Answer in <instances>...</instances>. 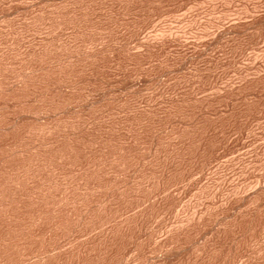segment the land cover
Returning <instances> with one entry per match:
<instances>
[{
    "label": "rangeland",
    "instance_id": "obj_1",
    "mask_svg": "<svg viewBox=\"0 0 264 264\" xmlns=\"http://www.w3.org/2000/svg\"><path fill=\"white\" fill-rule=\"evenodd\" d=\"M0 264H264V0H0Z\"/></svg>",
    "mask_w": 264,
    "mask_h": 264
},
{
    "label": "bare ground",
    "instance_id": "obj_2",
    "mask_svg": "<svg viewBox=\"0 0 264 264\" xmlns=\"http://www.w3.org/2000/svg\"><path fill=\"white\" fill-rule=\"evenodd\" d=\"M44 261V260H43Z\"/></svg>",
    "mask_w": 264,
    "mask_h": 264
}]
</instances>
